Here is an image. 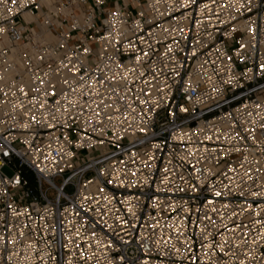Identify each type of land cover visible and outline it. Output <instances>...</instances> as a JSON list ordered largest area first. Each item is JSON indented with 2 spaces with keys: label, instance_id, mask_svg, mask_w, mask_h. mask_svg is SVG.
<instances>
[{
  "label": "built area",
  "instance_id": "2783aa9c",
  "mask_svg": "<svg viewBox=\"0 0 264 264\" xmlns=\"http://www.w3.org/2000/svg\"><path fill=\"white\" fill-rule=\"evenodd\" d=\"M0 29V264H264V0H0Z\"/></svg>",
  "mask_w": 264,
  "mask_h": 264
},
{
  "label": "rangeland",
  "instance_id": "374dc122",
  "mask_svg": "<svg viewBox=\"0 0 264 264\" xmlns=\"http://www.w3.org/2000/svg\"><path fill=\"white\" fill-rule=\"evenodd\" d=\"M131 10H132L134 13L136 12L135 9H131ZM82 154H85V152H82ZM4 172H5L8 176H11V175L13 174V171H12L10 168H6V169L4 170ZM30 184H31V187H32V188H36V184H35L33 178H30ZM71 191H72L71 188H68V189L66 190L67 193H70Z\"/></svg>",
  "mask_w": 264,
  "mask_h": 264
},
{
  "label": "bare ground",
  "instance_id": "6f19581e",
  "mask_svg": "<svg viewBox=\"0 0 264 264\" xmlns=\"http://www.w3.org/2000/svg\"><path fill=\"white\" fill-rule=\"evenodd\" d=\"M46 4H50L52 0H43Z\"/></svg>",
  "mask_w": 264,
  "mask_h": 264
},
{
  "label": "snow or ice",
  "instance_id": "6c2138e0",
  "mask_svg": "<svg viewBox=\"0 0 264 264\" xmlns=\"http://www.w3.org/2000/svg\"><path fill=\"white\" fill-rule=\"evenodd\" d=\"M0 31H2V29H0Z\"/></svg>",
  "mask_w": 264,
  "mask_h": 264
}]
</instances>
